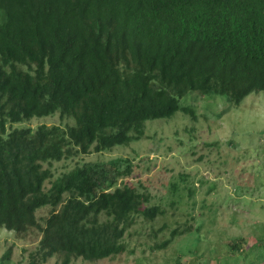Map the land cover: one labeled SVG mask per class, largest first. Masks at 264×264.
Returning <instances> with one entry per match:
<instances>
[{
  "label": "trees",
  "instance_id": "trees-1",
  "mask_svg": "<svg viewBox=\"0 0 264 264\" xmlns=\"http://www.w3.org/2000/svg\"><path fill=\"white\" fill-rule=\"evenodd\" d=\"M193 92L234 106L264 93V0H0V228L41 235L31 264L134 254L124 239L137 216L165 211L119 183L130 166L56 178L46 165L129 146L149 120H196L180 104ZM56 113L74 124L11 129Z\"/></svg>",
  "mask_w": 264,
  "mask_h": 264
},
{
  "label": "rangeland",
  "instance_id": "rangeland-1",
  "mask_svg": "<svg viewBox=\"0 0 264 264\" xmlns=\"http://www.w3.org/2000/svg\"><path fill=\"white\" fill-rule=\"evenodd\" d=\"M180 104L194 107L197 119L179 111L171 118L149 120L144 138L129 146L46 165L57 178L83 164L118 161L122 169L132 170L119 183L148 194L147 207L165 211L152 222L137 216L124 239L134 254L73 264H264V93H251L234 106L226 96L193 92ZM73 121L56 113L11 129L65 128ZM50 211L44 207L37 217ZM175 229L190 232L165 249H152ZM40 239L37 231L20 237L0 228V264H31ZM8 251L10 259L4 261Z\"/></svg>",
  "mask_w": 264,
  "mask_h": 264
}]
</instances>
